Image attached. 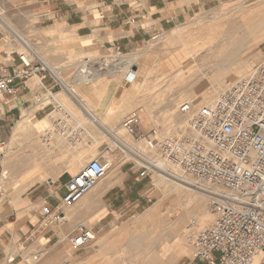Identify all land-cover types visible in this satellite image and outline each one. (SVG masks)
Here are the masks:
<instances>
[{"label":"crops","instance_id":"0c3cea01","mask_svg":"<svg viewBox=\"0 0 264 264\" xmlns=\"http://www.w3.org/2000/svg\"><path fill=\"white\" fill-rule=\"evenodd\" d=\"M215 1L220 0L2 2L0 62L12 69L20 64L19 54L34 45L55 71L48 67L49 73L41 74V80L29 79L26 88L16 83V92L4 97L0 114V264H93L104 244V217L124 210L126 189L134 197L132 203L149 190L146 176L139 175L140 166L136 162L125 168L117 161L119 170L106 173L76 203L63 205L65 183L81 164L97 157L104 160V140L92 146L91 136H87L83 126L85 132L77 146L62 142L57 135L49 146L43 144L30 133L39 123L51 127L61 115L53 104L37 103L35 95L41 93L47 98L45 87L54 95L69 97L64 95L65 84L78 97L93 92L98 100L89 103L92 108L85 105L100 115L103 125L97 128L104 133V122L105 126H117L131 110L138 109L140 95L130 79L113 75L114 71L109 70L103 77H96L98 82L84 88L77 80L82 61L90 67L119 65L120 60L106 58L139 51L154 37L178 29L210 9ZM207 5L210 6L206 8ZM91 57H104V62L88 59ZM66 111L69 113L67 108ZM138 117L140 129L146 132L151 126L146 113L139 111ZM88 128L94 131L90 125ZM82 145L85 154L78 161L77 150ZM41 147L51 155H46ZM44 205L58 214L57 220L42 216L40 210ZM82 228L92 229L96 240L76 251L70 241ZM177 262L206 264L196 260L193 252L185 253Z\"/></svg>","mask_w":264,"mask_h":264},{"label":"built area","instance_id":"2783aa9c","mask_svg":"<svg viewBox=\"0 0 264 264\" xmlns=\"http://www.w3.org/2000/svg\"><path fill=\"white\" fill-rule=\"evenodd\" d=\"M19 61L12 69L0 62V114L4 97L16 92V83L26 88L29 79L41 80V74L49 73L47 64L29 48L19 54ZM79 73L87 71L82 68ZM44 90L47 98L38 93L35 101L53 104L61 118L43 130L42 143L49 146L54 135H58L67 144L77 146L85 132L83 126L54 99L51 89ZM178 108L189 116L188 131L184 133L157 138L155 130L140 132L136 111L123 119L122 126L129 134L139 131L137 139L144 140L148 149L204 188L213 220L193 237L196 260L206 264H264V61L221 90L213 103L193 112L188 102ZM139 166L141 177L154 168L143 160ZM108 168L105 159L89 160L65 183L63 205L76 203L105 177ZM40 211L49 220L58 218L45 205ZM93 239L94 231L82 228L70 244L78 251Z\"/></svg>","mask_w":264,"mask_h":264},{"label":"rangeland","instance_id":"374dc122","mask_svg":"<svg viewBox=\"0 0 264 264\" xmlns=\"http://www.w3.org/2000/svg\"><path fill=\"white\" fill-rule=\"evenodd\" d=\"M3 1L0 0V13L4 11ZM209 6L207 5L206 8ZM263 15L264 0L215 1L214 6L210 9L197 15L176 30L166 35L154 37L139 51L106 58V60L116 58L122 62L121 64L107 66L106 68L99 66V64L90 67L88 63L82 61L77 69V74L83 68L87 72L92 71L97 77H103L104 72L109 70L114 71L113 75L130 79L132 86L138 90L140 95V106L138 109L134 108L131 112L136 111L137 115L139 111L145 112L146 120L151 125L143 133L155 130L157 138L172 133H184L188 131L187 121L183 123L182 120H187L189 116L179 112L178 107L181 103L187 102V100L193 101L192 112L203 105H208L204 102L199 103L195 100L197 97L205 96L209 99L208 103H213L221 90L240 77L245 76L254 65L264 61L263 38L255 44L250 43L245 49H238L229 61L216 65L210 57L211 47L214 42L213 40L210 43L206 42L207 37L214 36L216 30L223 25L228 28L235 24L240 25L244 20L251 27H255L261 21L260 18ZM217 35L219 36L220 34L217 33ZM29 49L35 52L48 67L54 70L50 66V62L40 55L34 45ZM88 59L99 63L104 62V57H91ZM192 62L197 65L202 64L203 66L194 84V90L189 91L186 89L187 86H183L182 88L174 86L168 90L167 86L170 82V74L184 65H191L190 63ZM98 81L99 78L85 82H79L78 80L84 88H88ZM146 85H149V87ZM72 87L76 89L77 85L72 84ZM69 88H71L69 85H64V95L68 94L69 97L63 96V98L61 94H58L54 95V99L61 103L65 109H68L71 118L75 122L77 121L86 128L87 136L90 135L93 141L92 146L97 144L99 140H104V159L109 162L107 173L119 170L117 161L120 164L123 163L125 168L132 166L135 162L139 165L142 160L150 164L155 160L163 162L156 151L148 149L144 140L137 139L138 132H142L140 121L138 124V129L140 130L134 135L129 134L124 129L122 122L117 126H106L112 129V132H116L119 135L120 140L116 142L105 127L104 133L97 128L100 124L94 116L100 115L91 109L92 106L89 103H96L98 96L94 97L93 92H87L85 95H89L88 97L81 94L78 97V94H74ZM71 90L73 89L71 88ZM67 103L71 104L72 107H69ZM85 104L90 105L91 108ZM88 125L94 131L89 130ZM46 129H50V126H43V123H39L30 134L36 135V139L38 140L39 138L41 140L43 130ZM57 137L62 142L64 141L62 137L58 135ZM122 142L130 146V148L125 149L126 145L124 144L123 147ZM61 144H63L64 149L69 150L67 145ZM41 149L46 155H51L50 152L45 151L42 147ZM84 149L82 145L77 150L78 154H85ZM164 164L172 173L180 176L181 179L186 178L188 180H178L180 186H176L177 184L174 181L176 177L173 178L171 175L163 172H160L162 174L160 176L158 175L159 170L153 168V171L145 177V180L148 182L146 189L149 188V190L145 194H141L138 201L134 202V204L132 203L134 197L129 195V189H126L124 198L126 207L122 211L108 213L104 217L103 231L104 237L108 234L111 238L116 237L120 235L119 230L121 228H125L126 225L142 216L147 210L157 208L161 215L148 228L155 231L164 228L169 229L168 242L164 246L165 249L160 252L162 264H179L177 262L179 257L185 253L193 252V237L200 229L211 223L213 215L210 211L208 197L204 188L197 186L190 178L183 176L179 171L166 163ZM83 165L84 162L77 171ZM158 179L162 180L160 184H157ZM191 221H195L194 226L191 225ZM178 223L181 224V231L176 232L174 229ZM185 231L187 232L186 234L184 233ZM133 236L135 234L130 235L128 238H133ZM95 240L96 238L94 237L91 242Z\"/></svg>","mask_w":264,"mask_h":264},{"label":"bare ground","instance_id":"6f19581e","mask_svg":"<svg viewBox=\"0 0 264 264\" xmlns=\"http://www.w3.org/2000/svg\"><path fill=\"white\" fill-rule=\"evenodd\" d=\"M261 21L251 27L250 24L244 20L240 25H233L232 27L226 28L225 25L221 26L216 30L214 36L207 37L206 42H211L213 40L211 49V59L214 60V64L220 65L223 62L229 61L231 56L235 54L238 49H245L251 44H255L264 38V15L261 16ZM217 33L220 35L218 36ZM191 65H184L181 68L170 74V82L167 89H171L174 86L182 88L187 86L186 89L189 91L194 90V84L197 80L198 74L202 69V64L197 65L195 63H190ZM85 70V69H84ZM86 72V70H85ZM97 75L93 74L92 71L87 72V74H78L77 79L79 82L92 81ZM150 85V84H149ZM149 85H146L149 87ZM152 85V84H151ZM145 86V87H146ZM189 87V88H188ZM74 94H77L74 90H71ZM166 91V90H165ZM163 93V92H162ZM199 103H208L205 96L197 97ZM192 106L193 101L187 100ZM185 115V114H183ZM96 121L103 125V120L99 116H94ZM187 117V116H186ZM184 121L187 120H182ZM104 127L111 135L114 137L115 141H119L120 137L116 132H112L109 127ZM36 128V127H35ZM125 149L130 148L126 143H121ZM132 149V148H131ZM76 159L81 161L83 159V154H77ZM154 168L159 170L158 175L162 176L160 172L167 173L174 178L176 186H180L178 180L187 181L188 179H181L180 176L175 175L168 169V167L159 161H154ZM162 180L158 179L157 184H160ZM160 212L157 208H151L147 210L142 216L136 218L125 228L119 230V234L116 237H109L106 235L104 237V244L100 247V257L93 261V264H162L160 252L165 249L168 242L169 229L164 228L161 230H153L148 228L149 225L153 224L158 217H160ZM179 224V223H178ZM175 227V231H181V224ZM187 233L186 231L184 232ZM133 238H128L130 235H134ZM125 236V237H123ZM127 237V238H126ZM254 264V263H253Z\"/></svg>","mask_w":264,"mask_h":264}]
</instances>
